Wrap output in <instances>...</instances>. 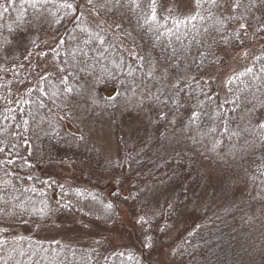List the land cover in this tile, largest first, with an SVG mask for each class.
Returning a JSON list of instances; mask_svg holds the SVG:
<instances>
[{"label":"trees","instance_id":"1","mask_svg":"<svg viewBox=\"0 0 264 264\" xmlns=\"http://www.w3.org/2000/svg\"><path fill=\"white\" fill-rule=\"evenodd\" d=\"M35 1L53 5L56 24L48 43L39 34L21 45L32 51L31 85L17 89V74L8 62L0 65V264H244V236L227 235L250 221L239 209L218 210L208 166L222 165L235 190L248 180L258 190L264 183V0H129L122 31L121 25L110 27L106 37L103 26H95L96 38L78 25L97 0ZM31 2L0 0V38L10 46L13 13L25 6L31 18L40 11ZM121 56L127 74L120 88L130 94L132 82L157 83L169 96L162 104L165 125L176 121L170 129L157 122L138 139L125 137L112 160L83 134L78 108L91 90L106 93V83L119 76L99 62ZM88 59L95 76L85 69ZM41 74L61 82L42 87ZM157 76L163 78L151 82ZM180 121L191 138L181 144L175 136ZM67 162L82 167L87 181L66 188L50 178L47 168ZM96 178H108L107 189ZM154 188L166 193H152ZM94 201L107 208L106 219L91 210ZM121 209L129 213L127 224ZM23 222L28 233L17 234ZM126 228L139 243L120 239ZM53 233L59 236L49 237ZM113 235H120L119 244L111 242ZM32 245L44 249L45 260L35 261ZM49 252L59 260H49ZM15 254L29 258L15 260ZM100 255L104 260H97Z\"/></svg>","mask_w":264,"mask_h":264},{"label":"rangeland","instance_id":"2","mask_svg":"<svg viewBox=\"0 0 264 264\" xmlns=\"http://www.w3.org/2000/svg\"><path fill=\"white\" fill-rule=\"evenodd\" d=\"M32 1L30 5H34L38 8H40V11L38 14L34 15L33 17H29L25 14V6L22 7L21 10L16 11L13 13V18L11 21V32L9 31V34L11 35L12 44L11 46L7 42L6 39L2 41V38H0V65L5 64L6 62L9 63L10 69H12L15 74H17V85L16 88H20L21 84L28 83V87L31 85V80H29V76L32 73L34 68H32L31 62H32V51L28 50L27 48H24L23 43L26 40L33 41V39L36 38L39 34H44V37H42L43 42L46 41L48 43L49 40H52V37L54 36V26L56 24L55 20V8L52 4L48 3L47 5L38 4L35 0ZM86 1V0H85ZM96 7H94L95 11L90 13H85L83 17H81V22L78 25V28L86 27L85 29L88 30V37L96 38L94 36V29L95 26H103V31L105 32L106 37H110L109 34L106 32V30L110 27L115 28L117 26L120 27L121 25V31H122V24H123V18L125 15L126 10L129 9L128 3H130L129 0H97ZM22 5H26L27 3H22ZM29 11V10H28ZM88 12V11H87ZM116 24V25H114ZM45 31V32H44ZM97 29V32L102 33L104 35V32ZM23 33V34H22ZM1 34V33H0ZM22 34L23 36L18 40L15 38L16 36H19ZM97 35V34H95ZM117 40H120V37L118 35H115ZM102 40H105V38H101ZM3 42V44H2ZM101 43V41H98V44ZM90 44V43H89ZM88 43L84 42L83 50L88 51L86 48L89 46ZM21 46V47H19ZM23 47V48H22ZM114 47V46H113ZM89 48V47H88ZM24 51V54H21V52ZM8 52V53H7ZM87 53V52H86ZM85 53V54H86ZM119 56L122 54L120 53V50L117 51ZM84 54V55H85ZM87 56H89L87 54ZM121 56L117 59V61L113 62H99L101 65H107L111 68L110 73H114L115 75H119L118 77H113L110 81L106 83L107 85V92L106 93H95L91 90L88 94L89 97L82 101V105L78 108L79 118L80 121L78 122L80 129L82 130L83 134H87L90 136L89 139H92L96 144L101 152L102 156L106 159H116L118 154H120V151L125 147L123 143V139L125 137L129 140L130 139H138L139 134L146 132V130H154L155 129V123L161 122L165 125V119H164V113H162L164 102L169 100V96L163 97V93L160 92L161 88L160 86L156 84H149L145 83V81H138V82H132V88L133 91L128 94V92L125 90V85L123 90L120 88V78L122 80L124 75L127 74V68L125 65L126 61ZM16 58L24 59V62L16 63ZM60 58L64 61L68 60L69 57H65L63 55H60ZM78 58V56H77ZM35 59V58H34ZM58 60V59H57ZM109 60V57H108ZM24 63V64H23ZM38 63V62H37ZM97 64V62H95ZM23 64V65H22ZM122 64V65H121ZM87 65V66H86ZM86 71H89L95 76L98 74V70L96 67H93L92 63L86 62ZM81 66V65H80ZM82 68V66H81ZM30 70V71H29ZM21 71V73H18ZM85 71V70H84ZM124 74V75H123ZM164 74H161V76ZM128 76V75H127ZM161 76H157L154 79H152L151 82H155L158 78L161 80ZM40 82L38 85H41L42 87L46 86V83H50L52 80L51 77H48V75L41 74ZM158 79V80H159ZM44 80V81H43ZM46 80V81H45ZM42 81V82H41ZM128 80H126L127 83ZM148 81V80H147ZM20 82V83H19ZM56 82H61L59 80H52V84ZM129 82V81H128ZM150 82V83H151ZM168 82V81H167ZM170 83V82H168ZM119 85V88H118ZM7 110L9 111L12 109V107L7 106ZM96 110V111H95ZM10 112V111H9ZM95 112V113H93ZM98 113V114H97ZM93 114V115H92ZM99 115V116H98ZM90 119V122L88 121ZM160 120V121H159ZM176 120H173L171 123L174 124ZM72 122V121H71ZM73 123V122H72ZM168 123V122H167ZM171 123L168 125H165V127L169 126V129L172 127ZM74 124V123H73ZM149 124H153L152 127H147ZM147 127V128H146ZM176 127H180V131L175 136H177V142L176 143H182L186 140H190V136H187V130L184 128V124L180 121L179 125L176 123ZM69 128L73 132V134H78V130H76L75 125H69ZM146 129V130H145ZM169 130H167L168 132ZM81 134V135H83ZM86 135V136H87ZM77 137V136H76ZM88 138V136H87ZM173 135L170 136L169 139H166L167 147L170 148L171 142H172ZM130 141V140H129ZM14 150V149H13ZM80 152V151H79ZM81 153V152H80ZM9 167L12 166L10 163H8ZM219 165V166H218ZM207 166V165H205ZM50 174V178H54V180H60L58 181L60 184L67 185L66 188H68V184L71 183V181L81 182L87 181L86 175L83 171H85L82 167H76L74 164L67 162V165L64 163L63 165L56 164L52 169L47 168ZM209 176L211 175V179L208 183V190L210 192L216 191L219 194V199L215 201V206L218 208V210H224L225 208H233V209H239L241 213L243 212L245 214L246 220L250 221L249 223L246 221V227L243 226V229L241 232H233L231 234H228L227 236H236V237H242L244 236L243 241L241 242L242 245L240 247L244 250H246L244 253L245 256H248L246 259V262L244 264H264V225H257L260 223H264V183L261 185V187L256 189L255 187H252L250 184L251 182L248 180L247 183H244L239 190H235L234 183H233V176L223 170V166L220 165L218 162H216V165L210 164L208 166ZM84 174H83V173ZM83 174V175H82ZM58 175V176H57ZM246 178H249L246 176ZM99 181V185H104V188L107 189V184L109 183L108 178H102L98 179L96 178L94 181ZM151 190L152 193H154L156 190L157 192L161 193V191H164L166 193V189H156ZM123 196H128V194L123 193ZM89 207V206H88ZM250 208L247 209V208ZM91 210L93 212L97 213L98 218L100 219H106L108 214V210L106 207L101 205V203L94 201V203L90 206ZM121 214L125 216L124 220L126 224L128 223V218L126 216L129 215L126 210L121 209ZM30 225L27 223H22L21 226L18 227L19 232L17 234H20L21 232H24L27 230V228ZM180 229H175L173 234H169L166 238V242L169 245L171 241H175L177 237V233ZM103 229L100 230V233H103ZM27 232V231H26ZM129 229H125V233L122 234L121 240L128 244H134L131 238L136 242L139 243V239H134V237H130L132 234ZM28 233V232H27ZM59 236V233H53L52 235H49V237L56 238ZM105 236V235H104ZM117 236L120 235H113V239L111 242L115 244H119V239H117ZM226 236V237H227ZM6 237V236H3ZM94 240L97 242L100 239V236L94 235ZM75 239H78L82 242H85L80 235H75ZM104 237H101L100 240H104ZM112 239V238H111ZM34 253L36 254V260H45L43 251L38 250L36 247H34ZM103 250H106L105 247ZM15 249V248H13ZM11 249L13 252L15 250ZM17 250H21V247H17ZM26 250V249H25ZM8 252L10 250H7ZM11 252V253H13ZM24 253H28L27 250ZM101 253V252H100ZM4 255V254H3ZM7 255V252H6ZM52 252H49V255L46 256L49 258V260H59L57 255L51 256ZM8 256V255H7ZM16 258L15 260H26L25 258H29L26 256V254H15ZM5 261V257L2 258ZM97 260H104L103 255L97 259ZM152 262H156L155 260H152ZM161 264H173L172 262H169V260H161ZM176 264V263H175Z\"/></svg>","mask_w":264,"mask_h":264},{"label":"snow or ice","instance_id":"3","mask_svg":"<svg viewBox=\"0 0 264 264\" xmlns=\"http://www.w3.org/2000/svg\"><path fill=\"white\" fill-rule=\"evenodd\" d=\"M89 2H91V0H89ZM153 2H155V0H153ZM197 2H199V0H197ZM69 7H71V5H69ZM155 18V17H153ZM68 91H71V89H68Z\"/></svg>","mask_w":264,"mask_h":264}]
</instances>
